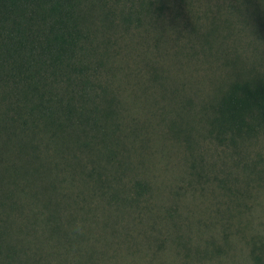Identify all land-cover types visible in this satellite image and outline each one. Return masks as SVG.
<instances>
[{"label": "rangeland", "instance_id": "1", "mask_svg": "<svg viewBox=\"0 0 264 264\" xmlns=\"http://www.w3.org/2000/svg\"><path fill=\"white\" fill-rule=\"evenodd\" d=\"M91 1L89 28L96 45L103 41L112 71L105 77L116 119L114 160L121 164L111 184L117 196L83 189L85 209L59 211L74 214L63 223L74 237L67 242L51 237L39 214L31 245L39 237L50 242L48 264H254L252 250L264 249V134L237 153L196 131L199 121L189 110L197 114L201 100L218 94L217 83L232 68L226 61L264 69V0H175L162 20L152 15L146 25L144 17L138 27L125 26L118 14L142 0ZM7 131L0 133V180L20 190L35 178L12 172L18 143L15 130L6 141ZM135 182L147 190L128 205ZM42 184L50 195L42 181L35 189ZM64 184L53 195L61 203L70 201L67 188L77 192L76 184ZM22 203L13 216L33 229L31 212H41L40 204L29 196ZM59 239L55 249L52 240Z\"/></svg>", "mask_w": 264, "mask_h": 264}, {"label": "trees", "instance_id": "2", "mask_svg": "<svg viewBox=\"0 0 264 264\" xmlns=\"http://www.w3.org/2000/svg\"><path fill=\"white\" fill-rule=\"evenodd\" d=\"M172 1H130L119 11V19L125 26L138 27L145 17L149 25L152 15L157 21L163 19ZM177 1L180 5L189 2ZM93 4L91 0H0V133L8 130L4 137L9 141L10 130H15L17 154L10 164H14L15 177L35 178L22 192L15 181L10 188L0 180V264H45L46 255H54L55 250L46 248L49 241L45 238L39 237L34 247L29 240L38 237L30 232H40L39 214L48 234L64 236L67 242L74 237L63 229V223L73 220L74 214L64 216L59 211H65L66 205L83 208L79 204L84 200L83 189L117 196L111 184L121 164L114 160L111 141L117 138L116 119L110 79L105 77L107 69L109 76L112 71L107 68L110 58L103 41L100 47L96 45V35L89 28L86 13ZM234 61H226L232 68L225 82H216L218 94L201 100L197 114L194 109L189 112L198 118L196 131L203 130V136L239 153L240 147L264 134V69L254 64L245 69L242 62L241 67ZM39 181L50 195L43 184L35 189ZM65 181L76 184L77 192L67 188L64 196L70 201L61 203L53 195L66 188ZM132 189L128 205L140 201L147 190L139 182ZM24 196L40 204L41 212H31L33 229L13 216V211L22 208ZM59 240H52L55 249ZM78 251L73 253L80 255ZM56 253L59 258L67 254ZM252 257L254 264H264V249L252 250Z\"/></svg>", "mask_w": 264, "mask_h": 264}]
</instances>
